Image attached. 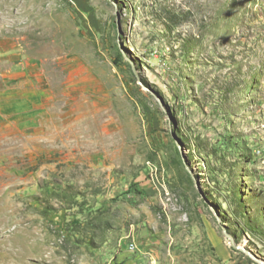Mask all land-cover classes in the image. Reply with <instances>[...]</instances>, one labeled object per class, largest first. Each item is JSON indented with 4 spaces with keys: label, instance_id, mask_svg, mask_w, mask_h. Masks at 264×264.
<instances>
[{
    "label": "rangeland",
    "instance_id": "rangeland-1",
    "mask_svg": "<svg viewBox=\"0 0 264 264\" xmlns=\"http://www.w3.org/2000/svg\"><path fill=\"white\" fill-rule=\"evenodd\" d=\"M0 264H264V0H0Z\"/></svg>",
    "mask_w": 264,
    "mask_h": 264
},
{
    "label": "water",
    "instance_id": "water-1",
    "mask_svg": "<svg viewBox=\"0 0 264 264\" xmlns=\"http://www.w3.org/2000/svg\"><path fill=\"white\" fill-rule=\"evenodd\" d=\"M217 220H219V219L217 218ZM223 232H224L225 236H227L229 238L230 246H232L233 248H238V246L233 244V242H232L231 238L229 237V235L225 231H223Z\"/></svg>",
    "mask_w": 264,
    "mask_h": 264
},
{
    "label": "built area",
    "instance_id": "built-area-1",
    "mask_svg": "<svg viewBox=\"0 0 264 264\" xmlns=\"http://www.w3.org/2000/svg\"><path fill=\"white\" fill-rule=\"evenodd\" d=\"M134 246H135V245H134V244H132V246H131V247H132V248H134Z\"/></svg>",
    "mask_w": 264,
    "mask_h": 264
}]
</instances>
